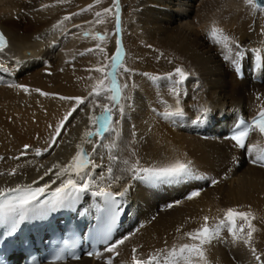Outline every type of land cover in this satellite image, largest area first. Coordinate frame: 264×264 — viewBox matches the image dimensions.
Returning a JSON list of instances; mask_svg holds the SVG:
<instances>
[{
	"label": "bare ground",
	"instance_id": "1",
	"mask_svg": "<svg viewBox=\"0 0 264 264\" xmlns=\"http://www.w3.org/2000/svg\"><path fill=\"white\" fill-rule=\"evenodd\" d=\"M90 2L96 11L103 5L112 7V0H0V30L8 41V47L0 54V64L8 69L0 71V135L10 137L6 142L0 139V188L33 181L38 182L34 187L42 186L56 179L55 165H67L82 148L102 166L93 172L94 186L113 193L128 189L119 198L125 215L130 214L132 219L113 241L125 236L129 239L119 246L118 255L102 248L104 259L82 257L60 264H105L110 257L112 264H132L133 248L140 259L156 252L163 256V251L173 246L179 249L185 243H193L185 233L198 229L205 216L212 225L223 218V210L229 207L254 214L257 232L252 246L264 260V168L253 165L245 150H238L219 133L236 115L251 117L264 107V71L257 76L262 83L252 82L250 71L246 70L250 61L246 54L241 63L243 78L237 80L233 65L224 59L228 50L209 36L216 27L232 42L242 45L246 53L259 50L264 54V13L253 14L244 0H120L121 31L117 36L113 18L109 28L103 27L105 14L101 9L103 15L94 18L99 22L86 21L89 11L82 9H88ZM45 4L51 6L44 8ZM69 15L72 19L60 24ZM58 24L60 27H54ZM101 30L109 32L103 42L97 39V35L105 33ZM118 38L122 41L123 62L118 69V83L127 87L123 89L126 99L119 102L123 114L116 112L113 116L115 133H106L103 141L94 138L98 147L93 153V144L84 142L83 133L95 130L88 117L98 115L100 108L80 105L65 122L57 144L44 151L55 125L75 106V100L59 97H88L101 78L100 73L89 71L102 61H98L97 44L108 47L111 63ZM235 43H229L233 53ZM90 48L94 54L88 52ZM124 67L131 69V74L124 72ZM176 67L188 74L180 97L185 115L165 120L161 114L169 106L174 109L176 103L166 86L170 82L156 78L173 73ZM9 84L23 85L29 91L8 87ZM201 108L210 109L206 129L195 127L190 133L182 129L185 123L189 129ZM131 116L133 133L128 134L126 121ZM209 134L216 137L209 138ZM113 143L115 147L111 149L99 146ZM247 143L256 145L257 152L262 146L257 132L250 135ZM24 145L30 148L21 156ZM38 148L41 156L35 155ZM111 156L117 159L112 160ZM177 159L191 161L196 174L207 180L186 179L187 185L149 184L133 179L125 171V160H139L148 167L167 165ZM109 166L113 168L110 176L106 172ZM12 169H16V174L8 175ZM47 169L52 172L40 180ZM211 179L219 183L212 186L208 183ZM59 183L56 180L49 191ZM197 189L199 197L185 199ZM99 198L86 194L77 203V211H90ZM241 224L244 222L238 220L237 226ZM204 250L207 264H257L249 248L233 242L226 231L221 233V239L204 245Z\"/></svg>",
	"mask_w": 264,
	"mask_h": 264
},
{
	"label": "snow or ice",
	"instance_id": "2",
	"mask_svg": "<svg viewBox=\"0 0 264 264\" xmlns=\"http://www.w3.org/2000/svg\"><path fill=\"white\" fill-rule=\"evenodd\" d=\"M64 2V0H59ZM99 2V0H97ZM246 6H248L253 14L264 13V0H244ZM51 5L45 4L44 8H48ZM92 5H89V9H82V11L90 10ZM114 10L116 30L115 34L118 36L121 31V9L120 0H112V7L105 8L103 14L112 15ZM97 11L95 16L100 18L103 15ZM72 15H78L73 13ZM72 15L65 16L60 24L65 21H70ZM99 22V21H98ZM60 24L54 25V27H60ZM79 27V25H73ZM262 34H264V28H262ZM88 33H85L87 36ZM210 39L216 44H222L227 50L228 55H225L224 59L229 61L237 74L242 72L241 63L246 58L251 60L253 56L252 50H244L242 45L232 42L231 38L225 35L220 29L213 27L210 34ZM107 34L97 35L99 41H105ZM235 43V51L229 48V43ZM8 47V41L4 33L0 32V54L4 53ZM97 48L101 53L104 52V48L97 44ZM122 41L118 38L116 40V51L111 56L110 64H100L89 71H95L101 74V78L93 85L88 97H65L60 96V100H75V106L66 112L63 119L59 121L54 127V132L51 136V140L46 142L48 148L47 151L57 144V138L61 136V130L69 117L76 111L80 105L86 107L100 108V112L96 116L89 115L88 119L95 130H85L83 133V139L85 143L93 144V153H95L97 144L94 142V138L99 137L101 141L105 139L106 133H115L116 128L113 124L114 113L118 112L123 114V106L119 103L121 99H126L123 96V89L127 87V84L120 85L118 83V69L123 67L121 60L122 56ZM259 53V50H255ZM88 52L94 54V49H88ZM85 55V53H81ZM106 69H108L106 71ZM124 72L131 74V69L123 68ZM0 71H8L4 64H0ZM188 74L181 67H176L173 73H168L164 77H157L156 79H163L170 82V85H166L170 94L173 95L176 103V107L169 108L163 112L162 118L165 120H173L175 118H182L185 113L181 105L180 97L182 95L181 88L184 82L187 80ZM105 80L108 84L105 86ZM8 87H15L22 89L24 92H28V88L20 84H9ZM41 95L48 96V93L41 92ZM259 99V97H257ZM87 101V103H86ZM166 103V102H164ZM200 115L193 121L196 124L204 123L210 115V109H199ZM49 127H53L50 125ZM253 132H258L260 137L264 138V107H261L258 114L250 121L243 118H239L234 124L231 134L227 137L234 142V146L242 150H245L246 154L251 158L253 165L264 168V151L257 152L256 145H249L248 139ZM106 148H114L115 144L99 145ZM30 145H24V151L21 156H24ZM79 148V146H78ZM42 150L36 149L35 155L41 156ZM17 159L19 157H16ZM112 160H116L115 156H111ZM127 165L125 171L131 173L133 179H138L149 184L158 183H177L186 179H205L207 177L199 176L193 169L191 161H181L179 159L174 162L168 163L163 166H142L139 160L129 163L128 160L124 161ZM58 170L54 173L56 179H52L49 182L44 183L42 186H33L37 184V181H33L32 184H16L14 187L0 188V225H4L9 235L16 231L20 223L27 221L34 217L43 218L50 213L57 212L61 209H72L81 201V199L88 193L94 196L103 197L105 200L104 212L107 216L106 225L100 234V238L97 243L105 245L103 251L107 253H113L118 255L117 249L120 245H123L128 236L122 237L118 240H111V233L113 226L120 214L121 204L118 202L119 197H123L127 192V188L123 192L113 193L105 190L102 187L94 186L93 172L96 168L102 167L97 164L92 156L82 148L76 152L71 161L64 166L55 165ZM52 172V169H47L40 180H43L45 176H48ZM107 174L110 176L113 172V168L109 166L106 169ZM16 169H12L8 175H15ZM3 175V173H0ZM113 179H119V177H113ZM56 180H60V183L54 190L49 191L51 184H55ZM208 183L212 186L219 183L216 179L208 180ZM110 187V185H109ZM200 196V190H193L185 197L187 200H192ZM173 205H168L172 207ZM243 221L244 224L237 226V221ZM255 216L251 211H240L237 208L229 207L223 210V218L216 220L212 225H209V217L203 218V224L196 230L185 233V235L193 241V243H185L177 249L175 246L171 250H164L163 256L161 252L149 254L147 259H140L137 256V249H132V264H207L204 245H210L214 240L221 239V233L227 232L233 239V242L243 243L247 246L254 257L257 264H264V260L261 258L255 247L252 246L254 233L257 232V228L253 224ZM245 226L247 232L245 233ZM179 231V229H178ZM111 241V243H110ZM198 242V243H197ZM75 245L65 244L60 253L55 255L49 264H60L64 261L66 256L72 260L81 259L73 251ZM89 257H95L98 260L104 259L101 251L94 250L87 253ZM194 258H198L194 259ZM105 264H112V258H107Z\"/></svg>",
	"mask_w": 264,
	"mask_h": 264
},
{
	"label": "rangeland",
	"instance_id": "3",
	"mask_svg": "<svg viewBox=\"0 0 264 264\" xmlns=\"http://www.w3.org/2000/svg\"><path fill=\"white\" fill-rule=\"evenodd\" d=\"M89 5H92V7H91V9L90 10H88L89 11V15L88 14H86L85 15V17H86V21H88V22H98V20H96V19H94L95 18V13L97 12L96 11V9L94 8V4L92 3V2H90L89 3ZM89 5L87 6V8L89 9ZM104 7H100V11H103L105 8H110V5H103ZM93 8H94V11H93ZM98 10V11H99ZM91 11V12H90ZM93 11V12H92ZM96 11V12H95ZM86 12H87V10H86ZM114 13V12H113ZM89 17H88V16ZM106 15H108V14H105V21L103 22V27H106L107 26V28H109L110 27V22H111V20H112V18H113V21L115 22V16L113 15V17L111 16V18H108V16H106ZM92 16V17H91ZM84 17V16H83ZM80 18H82V17H80ZM97 27V26H96ZM104 29V28H103ZM114 31L116 30V26L114 27V29H113ZM101 31H104V30H101ZM101 31H99V32H101ZM109 31V30H108ZM105 32V31H104ZM104 34H107V37L109 36V32H105V33H101L100 35H104ZM107 39V38H106ZM107 44V43H106ZM103 48H104V52L103 53H101L100 51H99V56H98V61L101 59L102 61H99V63L100 64H109L110 63V53L108 54V51H107V48L108 47H106V45H104L103 46ZM104 62V63H103ZM130 66H131V63H130ZM126 132L128 133V134H131V133H133V116H131V117H129L128 119H127V121H126ZM1 140L2 141H4V142H6L10 137L8 136V135H5V134H3V133H1Z\"/></svg>",
	"mask_w": 264,
	"mask_h": 264
},
{
	"label": "water",
	"instance_id": "4",
	"mask_svg": "<svg viewBox=\"0 0 264 264\" xmlns=\"http://www.w3.org/2000/svg\"><path fill=\"white\" fill-rule=\"evenodd\" d=\"M28 54V53H27Z\"/></svg>",
	"mask_w": 264,
	"mask_h": 264
}]
</instances>
